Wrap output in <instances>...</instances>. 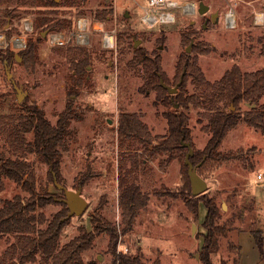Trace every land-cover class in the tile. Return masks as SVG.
<instances>
[{
  "label": "rangeland",
  "instance_id": "1",
  "mask_svg": "<svg viewBox=\"0 0 264 264\" xmlns=\"http://www.w3.org/2000/svg\"><path fill=\"white\" fill-rule=\"evenodd\" d=\"M58 1L61 3L54 7L57 11L55 17L70 19L71 27L45 31L47 35L39 39V29L35 23L38 11L32 5L18 6L17 17L9 24L13 34L20 33L24 19H33L34 30L29 37L37 43L38 59L33 67H27L21 56V59L16 56L11 65L0 58V146L12 157L26 151L24 145H20L19 152L11 147L12 144L19 145L12 129L18 125L19 116L26 111L24 101L26 105L43 109L53 124L57 122L67 103L68 84L74 83L71 79V74L75 73L73 61L81 58L76 49L84 48L90 59L86 65L84 83L77 89L74 104L81 119L71 121L72 132L62 145L63 187L58 188L48 180L50 166L47 163L35 153L25 152L26 159L35 167L36 186L47 187L56 199L55 203L39 211L50 219L63 210L67 189L79 191L87 200L83 212L67 216L60 237L62 244L79 235L81 228L92 230L91 219L96 213L116 224L119 230L117 254L110 251L109 236L103 232L96 236L93 246L82 253L85 264H118L123 252L140 253L149 264L156 259L163 264H203L199 250L203 243L202 234L206 231L202 225L206 209L201 204L197 219L181 195H171L172 191L178 192L184 188L186 182L181 159L161 163L167 153L146 156L143 161L141 156L138 157L134 178L150 199L147 206L140 210L130 230L126 233L121 231L120 166L124 165V170L130 168L132 158L137 156L136 151L130 148H141V144L119 139V114L121 111L138 112L154 136L168 133L167 119L163 114L168 108L155 103L156 90H142L147 76L142 64L133 62L135 42L140 40L139 45L150 54L154 50L160 52L162 69L172 88H177L176 91L179 78L177 65L184 53L197 57L201 70L211 82L220 79L235 64L243 71L263 68L261 37L264 34V0H179L182 4L195 2L197 6L203 2L209 9L204 14H200L198 8L196 13L191 14L177 9L176 21L153 26L143 21L148 0ZM231 9L237 17V24L233 28L227 27L224 20L226 12ZM101 10H113L112 15L106 20H99L95 13ZM212 13L218 16L215 21L204 20ZM256 14L263 16L262 23L256 22ZM80 16L87 17L92 23L91 38L87 44L79 45L74 40L66 45L50 42V32L71 35ZM1 18H4L2 5ZM203 23L206 25L203 26ZM100 27L105 30L117 29L113 47L104 45V33L99 30ZM189 31H194L195 35L185 42L183 34ZM191 43V49L187 51ZM8 71L11 72L10 76ZM13 81L24 94L22 101L18 100L19 92ZM186 86L189 92L195 90L192 77L188 76ZM260 102L264 104V95ZM251 107L250 103L242 104L243 111ZM200 111L192 106L188 110L194 149H203L211 135L204 127L208 120L200 115ZM23 138L30 141L33 133L19 135V139ZM220 150L242 151L243 156L208 164L203 169L207 182L204 192L216 196L223 207L222 222L226 223V232L219 239V249L212 255L213 262L240 264V261L237 263V246L241 243L250 252L245 261L264 264V247L261 254L250 232L251 228L256 227L262 229L264 235V190L256 178L258 172H264V132L242 120L229 131ZM137 154L142 155V149ZM85 172L94 175L82 182L81 174ZM18 193L28 194L14 180L0 178V206L2 200L13 198ZM194 224L197 226L195 231ZM244 231L251 233L253 244L247 240ZM14 240L13 234L0 236V253Z\"/></svg>",
  "mask_w": 264,
  "mask_h": 264
},
{
  "label": "trees",
  "instance_id": "2",
  "mask_svg": "<svg viewBox=\"0 0 264 264\" xmlns=\"http://www.w3.org/2000/svg\"><path fill=\"white\" fill-rule=\"evenodd\" d=\"M58 0H0L4 6V18L0 19V27L12 23L17 17L18 6H36L38 15L35 23L39 29V39L45 31L60 30L71 27V20L67 18H56L57 11L54 7L60 5ZM113 10H101L95 13L99 20L108 19ZM193 27V26H191ZM9 36L13 34L8 29ZM195 35L194 31L183 34L186 42ZM261 53L264 55V34L261 37ZM134 63L142 64L147 79L142 90H156L157 99L155 103L165 105L168 110L163 112L168 123V133L165 136L153 135L149 126L142 120L138 112L121 111L118 120V137L123 142L134 143L138 141L141 148H130L136 151L137 156L132 158L129 169L124 170L120 166L119 174V204L122 209L121 231L126 233L133 226L137 215L149 202L150 196L143 192L134 173L138 157L142 161L146 156L167 153L165 160L168 162L179 158L183 162V173L186 186L178 192L172 191L171 195H181L195 218H199L201 204L205 206V217L202 225L205 232L202 234L203 243L199 250L200 259L203 264H214L212 255L219 249L220 236L226 232V223L222 222L223 207L217 201L216 196H210L207 192L194 194L192 192L189 165L186 163V156L190 149V161L197 167V172L205 179L203 169L208 164L220 163L231 159L240 158L243 152H224L220 150L223 140L229 131L235 128L242 120L251 126L264 132V104L260 101L264 95V67L253 71H243L237 64L228 69L223 76L211 82L206 78L198 64L197 57H191L189 53L180 56L177 70L179 78L176 84L181 81L178 91L170 90L162 84L171 86L169 79L161 65V54L154 50L151 54L142 46H135ZM81 58L73 61L71 79L74 83L68 84V99L64 110L59 114L58 120L53 124L45 115L43 109L35 105H25V113L19 116L18 125L13 126V133L19 145L12 144L15 152L20 151L24 145L25 150L33 152L37 157L50 166L48 180L58 188L63 186V175L61 162L63 157L62 145L71 134L70 124L74 119H81L78 110L75 108V97L83 85L87 74L86 65L90 59L84 48H77ZM74 53V52H73ZM22 57L27 67H33L38 59V46L33 38L29 37L27 48L14 52L10 49H0V58L7 64H12L16 56ZM188 76L192 77L195 90L189 92L186 86ZM243 103H250L252 107L242 110ZM192 107L200 109V115L208 122L205 129L210 132V137L203 149L193 148L191 127L189 126L188 110ZM232 106L234 108L232 109ZM24 132H32L33 139L27 141L19 139ZM22 142V143H21ZM130 149L125 151H129ZM142 149V155L138 150ZM26 151L22 155L12 157L7 155L0 146V178L6 177L21 185L28 194L20 193L13 198L2 200L0 206V236L13 234L15 240L11 242L3 253H0V264H85L82 253L91 248L97 235L105 232L109 236V249L116 255L119 241V230L116 224L96 213L92 217L93 229L87 231L81 228L76 237L65 243L60 242L62 230L67 223V211L69 204L64 203L65 208L48 218L44 212L39 210L49 204L55 203L53 193L47 187L36 186V171L30 161L26 159ZM81 181L85 182L94 174L82 173ZM171 191V190H168ZM250 232L259 248L261 254L264 247L263 230L253 227ZM237 263L240 261L241 245L238 244ZM118 264H149L140 253L120 254ZM152 264H163L156 259ZM221 264H226L224 261Z\"/></svg>",
  "mask_w": 264,
  "mask_h": 264
},
{
  "label": "built area",
  "instance_id": "3",
  "mask_svg": "<svg viewBox=\"0 0 264 264\" xmlns=\"http://www.w3.org/2000/svg\"><path fill=\"white\" fill-rule=\"evenodd\" d=\"M197 3L187 2L182 4L179 0H148V6L143 15V21L146 24L153 26L157 23H172L176 21V10L181 9L184 13H196ZM263 15V13H262ZM256 14V22L262 23L263 16ZM225 24L229 28H233L237 24L236 13L231 9L226 12ZM91 24L87 17L80 16L77 19L74 32L71 35H67L62 32H50L48 34L49 40L54 45H66L72 40L76 41L79 45H85L90 41L91 34ZM102 24V23H101ZM11 26L7 24L4 28L0 30V49H10L14 52H19L27 48L29 34L34 30V21L32 18L24 19L22 26L20 28V33L8 35L7 30ZM95 29H97L94 26ZM100 31L104 33L103 42L107 47H113L116 42L117 29L113 28L110 30H105L100 27ZM260 183V186L264 190V172H258L256 176Z\"/></svg>",
  "mask_w": 264,
  "mask_h": 264
},
{
  "label": "water",
  "instance_id": "4",
  "mask_svg": "<svg viewBox=\"0 0 264 264\" xmlns=\"http://www.w3.org/2000/svg\"><path fill=\"white\" fill-rule=\"evenodd\" d=\"M209 7L207 5H205L203 2H200L199 6H198V12L200 14H204L206 11H208ZM127 15V14H126ZM44 36L47 35V32H44L43 34ZM140 44V40H138L137 42H135V46H138ZM191 45L192 43L187 47V51H190L191 49ZM19 59H21V57H19V55H17ZM11 72L8 71V76H10ZM15 88L18 90L19 95H18V100L22 101L24 98V94L21 93V88H19L15 82L13 81ZM181 83L178 82V86ZM162 84L167 87L170 92H175L177 90V88H172L171 86H168L166 84L163 83ZM234 108V106H232V109ZM193 153V149L191 148L189 153L186 156V163L189 165L188 168V172L190 175V180H191V186H192V192L194 194H199L201 192H204L207 188V182L206 180L199 175V173L197 172V167L193 165V163H191L190 161V155ZM63 187V186H60ZM65 195H66V202L69 204V213H68V217L73 215V214H80L81 212H83V210L86 208L87 206V200L81 195V193L79 191H73V190H69L67 189L65 191ZM225 207V204H224ZM196 225H193V231H195L196 229Z\"/></svg>",
  "mask_w": 264,
  "mask_h": 264
},
{
  "label": "crops",
  "instance_id": "5",
  "mask_svg": "<svg viewBox=\"0 0 264 264\" xmlns=\"http://www.w3.org/2000/svg\"><path fill=\"white\" fill-rule=\"evenodd\" d=\"M247 232H248V234H247ZM243 233L245 235H247V240H249L251 242V244H253V241H252V238H251V233L249 231H244ZM241 234H242V232L239 235V240H241ZM240 245H241L240 264H249L248 260L245 261V259H247L249 257L250 252L247 249H245L241 243H240Z\"/></svg>",
  "mask_w": 264,
  "mask_h": 264
},
{
  "label": "flooded vegetation",
  "instance_id": "6",
  "mask_svg": "<svg viewBox=\"0 0 264 264\" xmlns=\"http://www.w3.org/2000/svg\"><path fill=\"white\" fill-rule=\"evenodd\" d=\"M216 16H217V14L216 13H212L211 15H210V17H206L204 20H206V21H209V19L211 20V21H215L216 20ZM218 17V16H217ZM218 19V18H217ZM205 22V21H204ZM206 25V23L204 24L203 23V26H205Z\"/></svg>",
  "mask_w": 264,
  "mask_h": 264
}]
</instances>
